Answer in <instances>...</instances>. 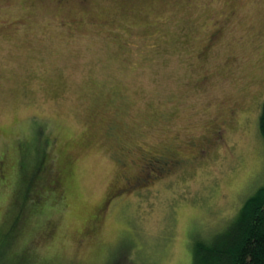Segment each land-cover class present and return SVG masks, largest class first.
Returning a JSON list of instances; mask_svg holds the SVG:
<instances>
[{
  "label": "rangeland",
  "instance_id": "1",
  "mask_svg": "<svg viewBox=\"0 0 264 264\" xmlns=\"http://www.w3.org/2000/svg\"><path fill=\"white\" fill-rule=\"evenodd\" d=\"M263 99L264 0H0V264H192L264 185Z\"/></svg>",
  "mask_w": 264,
  "mask_h": 264
},
{
  "label": "trees",
  "instance_id": "2",
  "mask_svg": "<svg viewBox=\"0 0 264 264\" xmlns=\"http://www.w3.org/2000/svg\"><path fill=\"white\" fill-rule=\"evenodd\" d=\"M258 127L264 143V99ZM192 264H264V185L247 197L223 234L195 244Z\"/></svg>",
  "mask_w": 264,
  "mask_h": 264
},
{
  "label": "flooded vegetation",
  "instance_id": "3",
  "mask_svg": "<svg viewBox=\"0 0 264 264\" xmlns=\"http://www.w3.org/2000/svg\"><path fill=\"white\" fill-rule=\"evenodd\" d=\"M148 158L149 157H145L146 164H150L152 170L154 169V166L156 165L154 170L157 174H161L164 172H170L172 168L177 167L181 163V160L178 159L177 157L173 158V157H170L167 155H158V156H153L150 159H148ZM138 180H139L138 177H135V176L131 177L130 179L127 178V180L124 181V183L122 185V186H126V187L123 189L121 188L120 191L136 188L137 186H135V184H141V183H139ZM131 182H133V183H131Z\"/></svg>",
  "mask_w": 264,
  "mask_h": 264
}]
</instances>
